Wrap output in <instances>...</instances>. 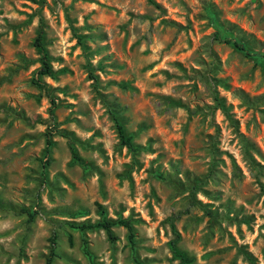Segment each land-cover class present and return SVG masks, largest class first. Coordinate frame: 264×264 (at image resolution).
I'll list each match as a JSON object with an SVG mask.
<instances>
[{"label":"rangeland","instance_id":"rangeland-1","mask_svg":"<svg viewBox=\"0 0 264 264\" xmlns=\"http://www.w3.org/2000/svg\"><path fill=\"white\" fill-rule=\"evenodd\" d=\"M98 203L135 249L69 227ZM55 231L54 264H181L176 233L193 264H264V0H0V264H46Z\"/></svg>","mask_w":264,"mask_h":264},{"label":"trees","instance_id":"trees-1","mask_svg":"<svg viewBox=\"0 0 264 264\" xmlns=\"http://www.w3.org/2000/svg\"><path fill=\"white\" fill-rule=\"evenodd\" d=\"M215 38L221 42L232 44L235 48L244 51L247 55L252 54L241 42L231 37L223 36L219 33H216ZM78 39L80 43L83 42L82 35H78ZM34 45L40 54L41 66L36 70V76L33 78V83L37 85L39 88H45L47 84L43 81V77L44 76L54 77L56 75V71L54 70L50 53L45 45L43 31H41L36 37ZM92 76H93L92 78H95L94 75ZM215 99L217 101L218 108L222 109V111L233 122L234 119L230 116L228 108L224 105V103L221 102L219 97H216ZM111 114L113 120L115 121L120 136L121 144L123 146H126L132 153L139 152L141 150V147L134 142L133 136L126 132V128L124 124L121 122L120 118L118 117L117 112L111 109ZM66 136L70 139L71 142L75 141V138L72 135H69V133ZM48 144L49 145L52 144V141L50 139H48ZM71 150L74 160L80 163L81 165L86 166L87 165L86 162L79 155L78 149L74 144H71ZM98 208L101 215V218L99 220L95 222H92L90 220H84L81 222L67 221V224L69 225L70 228L79 230L81 232H86L88 230L102 229L106 232L108 239L112 242H114L117 239L114 228L116 226H122L127 229L130 245L132 246L133 249H135L137 245V241H136V228L133 219L122 218V217L111 218L107 215V211L103 207V205L98 203ZM179 238H180L179 233H176V238L173 239L170 243L174 256L180 260L181 264H193L194 257L190 256L186 251H184L179 247L178 245ZM69 240L70 242H72L71 235H69ZM50 241H51L50 252L47 257L46 264H54L55 259L61 257V254L58 250V233L56 231L50 237ZM84 252L88 256H91L87 239H84ZM246 255L250 260L252 259V256L249 253H246ZM135 262L136 264H143L138 257L135 258Z\"/></svg>","mask_w":264,"mask_h":264}]
</instances>
